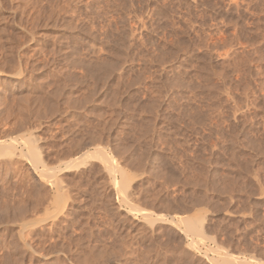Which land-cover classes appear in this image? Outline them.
I'll use <instances>...</instances> for the list:
<instances>
[{
	"label": "rangeland",
	"instance_id": "374dc122",
	"mask_svg": "<svg viewBox=\"0 0 264 264\" xmlns=\"http://www.w3.org/2000/svg\"><path fill=\"white\" fill-rule=\"evenodd\" d=\"M0 146V264H264V0H0Z\"/></svg>",
	"mask_w": 264,
	"mask_h": 264
},
{
	"label": "bare ground",
	"instance_id": "6f19581e",
	"mask_svg": "<svg viewBox=\"0 0 264 264\" xmlns=\"http://www.w3.org/2000/svg\"><path fill=\"white\" fill-rule=\"evenodd\" d=\"M33 148L34 147H32L31 149H32V151H33ZM3 149H2V147L0 146V153H1V151H2ZM99 151H100V149H98ZM99 151H97V152H94V154L95 153H97L98 154V157H100L99 155H101V151L99 152ZM4 153V152H3ZM33 153H35V149H34V152ZM93 155V154H92ZM96 155V154H95ZM38 156V155H37ZM36 156V157H37ZM102 156V155H101ZM104 157H106V159H108V157L107 156H104ZM110 158V157H109ZM79 160H76L75 162L77 163ZM110 163H113L112 162V160H111V162ZM112 165H114V164H112ZM112 165H109V168H112V169H114V167H115V165H114V167L112 166ZM35 167V166H34ZM33 167V172L35 171V168ZM117 169V168H116ZM51 169H49V171H50ZM115 170V169H114ZM54 171V170H53ZM46 172H47V170H46ZM50 178V177H49ZM113 180H114V177H113ZM115 181V180H114ZM59 183H60V181H59ZM56 203V202H55ZM162 219V218H161ZM171 219V218H170ZM193 217H191V216H188V215H186L185 217L183 216V218H182V221L187 225V226H190V225H192V223L194 222V223H196L195 222V219H194V221H193ZM162 221V220H161ZM198 222H200V221H198ZM197 222V224H199L200 225V223H198ZM197 224H195V226L194 227H196V225ZM194 225V224H193ZM192 225V226H193ZM200 228H202V226L200 227ZM199 228V226H197V229H196V232L198 231L199 233L201 232V229ZM186 229H187V227H186ZM189 231H190V229H188ZM192 232V231H191ZM33 251V250H32ZM31 255V254H30ZM231 256H233V254L231 255ZM232 258H235L234 256L232 257ZM231 257H230V254H228V255H225V256H223V257H221V259H222V261H223V263L224 264H249V263H247L246 261H240V259L239 260H236V258H235V261H237V263L236 262H234L233 261V259H232ZM220 263H222L221 261H220Z\"/></svg>",
	"mask_w": 264,
	"mask_h": 264
}]
</instances>
